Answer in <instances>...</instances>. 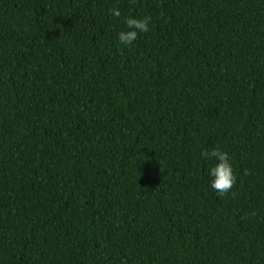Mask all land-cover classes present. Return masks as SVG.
I'll list each match as a JSON object with an SVG mask.
<instances>
[{"label": "trees", "instance_id": "trees-1", "mask_svg": "<svg viewBox=\"0 0 264 264\" xmlns=\"http://www.w3.org/2000/svg\"><path fill=\"white\" fill-rule=\"evenodd\" d=\"M0 264H264V0H0Z\"/></svg>", "mask_w": 264, "mask_h": 264}, {"label": "clouds", "instance_id": "clouds-1", "mask_svg": "<svg viewBox=\"0 0 264 264\" xmlns=\"http://www.w3.org/2000/svg\"><path fill=\"white\" fill-rule=\"evenodd\" d=\"M111 14L115 17H120L121 12L119 9H111ZM152 22L150 16H143L136 18L129 15L125 18V30L117 33V41L120 45L125 47L133 44L137 40L138 35L150 31L149 25ZM201 156L209 161H215L213 166L209 169L211 179V187L216 191L220 197H224L231 193L233 197L236 193L233 190L236 184V176L233 172V167L230 162V157L227 152L221 151L219 148L212 149L211 151L205 150L201 152ZM248 170H245V175H250ZM255 215V212H252Z\"/></svg>", "mask_w": 264, "mask_h": 264}]
</instances>
